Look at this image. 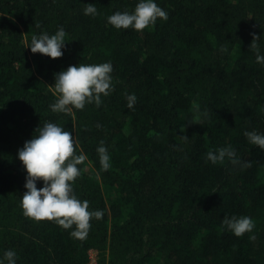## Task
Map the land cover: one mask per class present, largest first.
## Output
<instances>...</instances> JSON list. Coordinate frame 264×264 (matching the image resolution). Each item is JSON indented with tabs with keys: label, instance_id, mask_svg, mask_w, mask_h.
Listing matches in <instances>:
<instances>
[{
	"label": "trees",
	"instance_id": "obj_1",
	"mask_svg": "<svg viewBox=\"0 0 264 264\" xmlns=\"http://www.w3.org/2000/svg\"><path fill=\"white\" fill-rule=\"evenodd\" d=\"M88 2L96 15L84 14ZM136 3L0 0V256L11 248L16 264H88L96 250L97 264H264V149L244 135L264 133V64L250 45L259 35L264 54V0H156L166 20L142 30L107 22ZM58 27L62 56L26 47ZM105 61L112 89L99 106L51 110L55 73ZM45 121L72 132L74 153L86 155L73 193L104 216L90 219L84 239L70 234L75 224L65 229L20 207L17 149ZM226 145L239 164L206 160ZM231 215L251 217L254 227L234 235L222 226Z\"/></svg>",
	"mask_w": 264,
	"mask_h": 264
},
{
	"label": "clouds",
	"instance_id": "obj_2",
	"mask_svg": "<svg viewBox=\"0 0 264 264\" xmlns=\"http://www.w3.org/2000/svg\"><path fill=\"white\" fill-rule=\"evenodd\" d=\"M85 15L97 14L94 3L88 2L83 9ZM157 18L166 20L168 12L156 3V0H137L132 11H115L107 17V22L116 28L142 30L155 24ZM66 32L58 27L53 34L47 31L33 34L27 44L32 53H40L50 58L63 55ZM259 35L253 34L251 47L256 52V62L264 64V54L260 51ZM113 66L110 61L99 64L78 63L54 74V88L59 93L58 98L49 107L56 112H70L72 107L82 109L86 103L101 104V94L107 96L112 89ZM137 97L134 93L127 95L128 107L132 108ZM251 144L264 149V133L256 130L244 132ZM185 138H187L185 136ZM99 162L103 169H107L110 157L103 141L96 149ZM17 158L25 170L26 189L20 195V207L23 214L34 219H49L65 229L75 224L70 233L72 236L84 239L91 227L90 219H102V209L90 210L89 201L77 198L73 193L72 181L80 175L77 165L85 159L84 153H74L72 132L64 130L61 125L51 121L39 123L29 139L17 149ZM207 161L215 164L224 163L227 159L232 164H239L240 159L231 145L208 151L205 154ZM42 185L37 187V182ZM222 226L234 235L241 236L251 231L254 222L247 215H231L222 219ZM17 253L14 249H6L0 256V264H16Z\"/></svg>",
	"mask_w": 264,
	"mask_h": 264
},
{
	"label": "rangeland",
	"instance_id": "obj_3",
	"mask_svg": "<svg viewBox=\"0 0 264 264\" xmlns=\"http://www.w3.org/2000/svg\"><path fill=\"white\" fill-rule=\"evenodd\" d=\"M104 195L107 198V192L104 191ZM90 256H91V264H97V251L96 250H90Z\"/></svg>",
	"mask_w": 264,
	"mask_h": 264
},
{
	"label": "built area",
	"instance_id": "obj_4",
	"mask_svg": "<svg viewBox=\"0 0 264 264\" xmlns=\"http://www.w3.org/2000/svg\"><path fill=\"white\" fill-rule=\"evenodd\" d=\"M88 264H91V256H90V259H89V263Z\"/></svg>",
	"mask_w": 264,
	"mask_h": 264
}]
</instances>
